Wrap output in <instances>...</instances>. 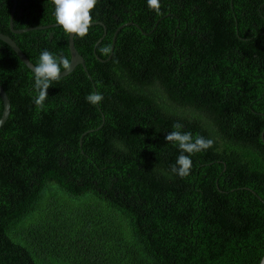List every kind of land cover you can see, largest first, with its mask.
I'll use <instances>...</instances> for the list:
<instances>
[{
    "label": "trees",
    "instance_id": "trees-1",
    "mask_svg": "<svg viewBox=\"0 0 264 264\" xmlns=\"http://www.w3.org/2000/svg\"><path fill=\"white\" fill-rule=\"evenodd\" d=\"M13 5L0 0V32L34 64L45 49L70 61L52 0L16 1L15 29L51 25L21 33ZM92 16L107 33L75 34L86 69L51 81L42 109L0 39V264H259L264 0H97ZM176 123L212 141L184 177Z\"/></svg>",
    "mask_w": 264,
    "mask_h": 264
},
{
    "label": "clouds",
    "instance_id": "clouds-1",
    "mask_svg": "<svg viewBox=\"0 0 264 264\" xmlns=\"http://www.w3.org/2000/svg\"><path fill=\"white\" fill-rule=\"evenodd\" d=\"M52 2L55 6V20L63 27L66 33H74L84 37L89 32L90 25L93 22L92 10L95 8L97 0H52ZM147 5L150 10H160V0H147ZM40 26H48L45 28H49L51 25H39L35 26L37 27L35 29H45L40 28ZM104 51L107 52L108 49H104ZM62 68L65 73L71 70L70 61L66 57L54 55L47 49L39 54L38 63L33 66V100L38 109L43 108L50 83L61 76ZM86 99L91 104L97 105L102 101L103 97L98 92H92ZM182 127L180 123H176L174 128L177 130L169 132L166 140L174 142L181 150L176 163L172 166V172L184 177L191 170L192 159L190 154L208 148L212 141L202 136L193 138L191 132L180 131L179 129ZM259 264H264V257L260 259Z\"/></svg>",
    "mask_w": 264,
    "mask_h": 264
},
{
    "label": "water",
    "instance_id": "water-1",
    "mask_svg": "<svg viewBox=\"0 0 264 264\" xmlns=\"http://www.w3.org/2000/svg\"><path fill=\"white\" fill-rule=\"evenodd\" d=\"M16 1L17 0H14L13 9L11 11V17H10V27H11V29L14 32H16V33H21V32H25V31H27L29 29H35V28H37V27H34V28L31 27L29 29H27V28H24V29H15L14 28L13 17H14V12H15V9H16ZM96 23H99V24L103 25L104 30H105L104 31V35H105L107 33V27H106L105 23L93 21L91 24H96ZM130 23L131 22H129L127 24H130ZM56 25H58V23H56ZM124 26H125V24L121 25L116 30V32H115V35L113 37V44H112V47H111V53H110L108 59H110L111 56H112V54H113V50H114V47H115V41H116V38H117V34L119 33L120 29L122 27H124ZM45 27H48V26H40V28H45ZM74 36H75L74 33H69V49H70V53H71V59H70L71 70L68 71L67 73H65V70L61 71V76L60 77L66 76L69 73H71L75 69V67L77 65H79V64L83 65V67L86 69L85 58L79 52V50L76 48L75 41H74ZM102 38L103 37H101L97 41V43L95 44V46H94V52L96 51V47H97L98 43L101 42ZM0 39L3 40V41H5L6 43H8L18 53V55L21 58V60L31 70H33V66L35 64L27 57V55L23 52V50L20 48V46L17 44V42L10 35H8L6 33L0 32ZM97 57H98V59L102 60V58H100L98 55H97ZM0 95H1V98L3 99V103H4V109H3V112H2V116L0 117V128H1L4 125V123L6 122V120L8 119V117L10 115V111H11V102H10L9 96L6 93V91L4 90V88L1 86V84H0ZM262 138L264 140V130L262 132ZM263 257H264V255H263Z\"/></svg>",
    "mask_w": 264,
    "mask_h": 264
}]
</instances>
